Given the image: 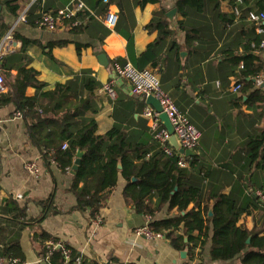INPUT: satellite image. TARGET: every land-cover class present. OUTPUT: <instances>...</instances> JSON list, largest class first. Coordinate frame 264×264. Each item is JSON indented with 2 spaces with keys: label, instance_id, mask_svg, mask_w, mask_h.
Segmentation results:
<instances>
[{
  "label": "crops",
  "instance_id": "0c3cea01",
  "mask_svg": "<svg viewBox=\"0 0 264 264\" xmlns=\"http://www.w3.org/2000/svg\"><path fill=\"white\" fill-rule=\"evenodd\" d=\"M20 1L24 13L36 2ZM82 1L87 8L83 11L90 17L83 20L79 33L70 31L69 22L47 29L36 21L34 25L25 21L18 22L13 30L37 42L26 47L25 55L29 66L39 72L38 79L46 84L45 89L67 82L82 89L91 78L92 92L84 89L83 95L91 96L96 112L85 116L93 115L97 133L116 126L145 143L150 154L159 146L150 136L142 114L148 104L144 97L132 93L129 83L115 69L130 62L136 68L153 72L162 89L200 131L190 156L197 161L188 167V172L198 177L205 191L222 192L235 200L242 208L238 225L252 233H264V203L257 196V191L264 194V155L261 152L258 157H251L246 146L250 135L264 134V117L258 118L257 109L249 107L245 97L238 102L241 94L232 90L237 66L227 56L230 50L234 54L243 52L242 44L249 32L242 29L247 31L248 23L241 25L236 20L223 25L207 9L203 31L187 37L177 29L175 0L145 5L138 0ZM73 2L45 0L40 2V11L56 13ZM107 6L118 12L113 29L103 23ZM173 9L176 11L171 13ZM160 10L173 31L161 40L157 29L147 28L154 13ZM220 10L228 12L227 1H221ZM15 19L6 5L0 4V24L8 27ZM5 31L0 26V41ZM58 40L67 43L48 51L46 44ZM74 42L85 46L80 54ZM20 47L21 43L13 39L7 54ZM99 54L106 56V65L98 59ZM15 73V69L10 72ZM106 85L112 87L114 97L104 89ZM26 94L33 95L34 89L28 87ZM17 107L15 101L0 106V256L17 258L19 264H53L52 254L61 252L51 246L63 243L72 256H80L82 264H239V258L230 262L211 259V234L203 245L196 246V233H192V240L183 234L182 242L187 245L182 248L166 237L149 240L135 236V228L153 219L174 216L176 210L164 206L153 216L137 213L123 196L125 180L121 176L103 205L97 208V203L90 201L84 210L75 209L76 197L69 190L71 169L63 171L49 158ZM27 162L37 166V173L25 168ZM18 209L22 211L17 212ZM96 215L101 218L99 227L91 223Z\"/></svg>",
  "mask_w": 264,
  "mask_h": 264
},
{
  "label": "trees",
  "instance_id": "16d2710c",
  "mask_svg": "<svg viewBox=\"0 0 264 264\" xmlns=\"http://www.w3.org/2000/svg\"><path fill=\"white\" fill-rule=\"evenodd\" d=\"M99 1L102 3L103 0ZM221 1H227L228 12L220 10ZM40 2L36 0L26 10L27 23L34 25L36 21L38 24L42 14ZM108 2L117 3L118 0ZM138 2L140 5L158 4L159 0ZM0 4L6 5L9 14L15 18L23 9L20 0H0ZM175 6L179 15L177 29L185 32L187 37L193 32L203 31L207 9L213 11L223 25L236 20L241 25L248 23L247 31L242 29V32H249L242 44L243 52L234 54L230 50L227 56L237 66L234 74L242 82L238 102L245 97L244 102L257 109L258 118H263L264 88L255 84V78L264 72V56L256 52L264 34L256 32V24L249 20L248 15L250 12H264V0H175ZM51 13L55 15V12ZM87 15L86 10H79L68 21L72 33L83 30V20ZM74 21H79V24L72 26ZM0 26L4 31L9 28L3 23ZM262 26L264 28V24ZM152 27L160 32V40L173 32L163 10L154 13L147 28ZM13 39L19 41L21 47L2 58L0 66L6 76L7 91L0 94V106L17 103V108L29 121L33 138L61 170H70L75 160H79L69 184V190L76 197L75 209L84 210L90 201H95L97 208L103 205L121 176L125 180L123 196L137 213L153 216L164 206L167 210H176L174 216L153 219L148 223L153 232L162 233L173 245L180 248L187 245L182 242L183 234L191 240L196 237L195 246L203 245L211 234L209 253L212 260L230 262L239 258V264H264V233H252L238 225L242 208L235 200L222 192L205 191L198 177L188 172V167L196 163V157H185L176 151L170 156L165 155L149 126L147 130L159 146L150 154L145 143L138 142L116 126L98 134L93 115L85 116L96 112L91 96L83 95L84 89L92 92V79L88 78L82 89L70 82L56 83L45 89L46 84L38 79L39 72L29 66L25 55L26 47L37 42L17 32H13ZM65 43L67 40L48 42L46 47L50 51L53 46ZM74 44L77 54H80L85 46L78 42ZM12 69L16 70L14 75L10 74ZM28 87L34 89L33 95L26 94ZM246 146L251 157H258L261 152L264 155V134L250 135ZM78 152H81L79 157ZM180 157L186 164L184 167L178 165ZM189 205L192 206L189 208ZM210 208L211 215H208ZM21 211L18 209L17 212ZM179 231L182 234L177 233ZM192 233L197 235L193 238ZM50 260L53 264L63 261L58 251Z\"/></svg>",
  "mask_w": 264,
  "mask_h": 264
},
{
  "label": "built area",
  "instance_id": "2783aa9c",
  "mask_svg": "<svg viewBox=\"0 0 264 264\" xmlns=\"http://www.w3.org/2000/svg\"><path fill=\"white\" fill-rule=\"evenodd\" d=\"M39 1L44 2L45 0ZM73 1V5H68L57 10L55 15H53L51 12H42L40 20L38 21V25L40 27L51 29L58 24L67 23L77 11L87 9L82 0ZM103 1L108 3V0ZM248 18L250 21H253L256 24L255 30L257 33H264V28L262 26V22L264 21V12H250ZM117 20L118 12L107 6L103 18L104 25L109 29H113L117 24ZM18 22H25L24 12H21L16 17L14 23L9 26L8 30L5 32L2 40L0 41V64L3 56L7 54L12 47L13 30ZM74 24L77 25L78 22L75 21ZM256 52L264 53V38L260 41L259 48L258 50H256ZM115 73L121 78H124L129 83L133 94L141 95L144 98L148 95H152L159 101L161 111L167 115L171 125L173 126L174 135L183 148L193 149L198 144L200 131L190 123L187 116L180 111L178 106L170 98L169 94L162 89L158 77L153 72L147 69H138L130 62H125L122 66L116 67ZM255 83L256 85H261L264 83V72H262L255 78ZM241 86L242 82L240 81V78L235 76L232 90L237 92L239 91ZM104 89L107 90L111 97L115 96V92L110 85H106ZM5 90V79L0 66V94L5 92ZM142 114L147 120L148 126L153 133V137L159 142L164 154L167 156L172 155L173 151L176 150L173 149L172 145L169 142L170 134L162 125V122L158 117L159 112H157L151 105H147L144 108ZM178 165L181 167H184L186 165L183 158L180 157L178 159ZM25 168L31 173H37V166L32 162H27L25 164ZM257 196H259L261 201L264 203V194H262V192L260 191H257ZM91 223L95 227H99L101 225L100 216L96 215L91 220ZM133 234L135 236L144 237L149 240L160 239L164 237L162 233L153 232L148 227V224H144L140 227L135 228L133 230ZM57 248L62 254L63 264H82L80 256H72L70 249L65 244L54 243L51 246V249ZM46 258L47 257L45 256V259ZM0 264H19V260L11 256H0Z\"/></svg>",
  "mask_w": 264,
  "mask_h": 264
},
{
  "label": "water",
  "instance_id": "95a60500",
  "mask_svg": "<svg viewBox=\"0 0 264 264\" xmlns=\"http://www.w3.org/2000/svg\"><path fill=\"white\" fill-rule=\"evenodd\" d=\"M176 11V9H173L171 11V13H174ZM98 59L100 60L101 63H103L104 65H106L107 63V58L104 54H99L98 55ZM118 82H122L121 78H116ZM261 86H264V83L261 84ZM145 101L148 105H151L157 112H159V119L162 122V125L165 127V129L168 131V133L170 134V138H169V142L172 145L173 149L176 150L178 153L184 155V156H191L193 155V151L192 149L189 148H183L179 142L177 141L175 135H174V129L173 126L171 125L167 115L165 113H163L161 111V106L159 101L153 97L152 95H148L145 97ZM81 155V152L77 153V157H79ZM79 163V160L76 159L70 173H74V170L77 167V164ZM118 167H120V165H118ZM134 180V179H133ZM208 215H211V208L209 209ZM249 241V238L246 240V242ZM185 252L182 251L181 254H184Z\"/></svg>",
  "mask_w": 264,
  "mask_h": 264
}]
</instances>
